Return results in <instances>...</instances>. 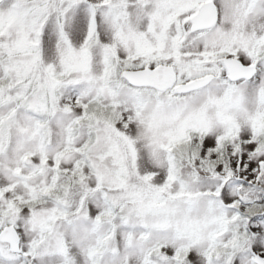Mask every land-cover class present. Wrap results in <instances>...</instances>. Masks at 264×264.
<instances>
[{
	"label": "snow or ice",
	"instance_id": "obj_1",
	"mask_svg": "<svg viewBox=\"0 0 264 264\" xmlns=\"http://www.w3.org/2000/svg\"><path fill=\"white\" fill-rule=\"evenodd\" d=\"M0 264H264V0H0Z\"/></svg>",
	"mask_w": 264,
	"mask_h": 264
}]
</instances>
